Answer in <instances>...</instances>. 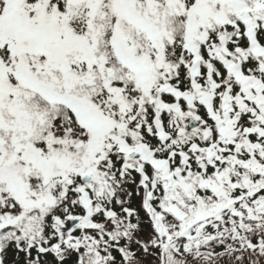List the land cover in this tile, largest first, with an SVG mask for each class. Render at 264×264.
<instances>
[{
  "label": "snow or ice",
  "instance_id": "1",
  "mask_svg": "<svg viewBox=\"0 0 264 264\" xmlns=\"http://www.w3.org/2000/svg\"><path fill=\"white\" fill-rule=\"evenodd\" d=\"M0 264H264V0H0Z\"/></svg>",
  "mask_w": 264,
  "mask_h": 264
}]
</instances>
